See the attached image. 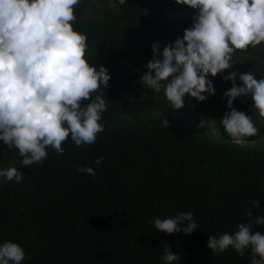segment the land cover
<instances>
[{
    "label": "trees",
    "instance_id": "1",
    "mask_svg": "<svg viewBox=\"0 0 264 264\" xmlns=\"http://www.w3.org/2000/svg\"><path fill=\"white\" fill-rule=\"evenodd\" d=\"M184 8L176 0H80L75 7L73 27L87 35L86 58L111 76L105 130L83 147L69 137L62 155L49 147L47 158L28 168L0 141V170L24 174L20 183L0 177V243L22 246L21 264H165L164 245L180 255L174 264H251L250 250L214 256L206 246L209 235L249 222V211L253 230L264 234V225L254 223L264 217V123L254 118L251 97L233 106L253 117L259 134L236 144L219 121L230 111L224 93L232 81L223 78L229 71L209 77L214 96L186 99L181 111L139 82L153 45L159 43L162 58L164 46L192 27L170 16ZM261 50L264 43L241 50L242 74L264 79ZM236 84L243 86L238 78ZM80 166L93 167L96 176L81 174ZM189 211L197 224L191 235H167L152 223Z\"/></svg>",
    "mask_w": 264,
    "mask_h": 264
},
{
    "label": "clouds",
    "instance_id": "2",
    "mask_svg": "<svg viewBox=\"0 0 264 264\" xmlns=\"http://www.w3.org/2000/svg\"><path fill=\"white\" fill-rule=\"evenodd\" d=\"M125 5L126 0H118ZM195 10L192 27L183 38L164 46L153 45V59L145 67L140 83L165 95L174 111L186 107V99L204 102L216 94L209 77H217L235 65L233 54L264 43V0H176ZM80 0H0V141L16 150L25 168L43 162L52 148L64 153L62 144L71 137L77 147L92 145L104 132V98L111 76L106 67L89 63L87 35L74 30L75 7ZM187 8V9H189ZM232 81L225 91L226 112L220 121L228 138L236 144L256 137L259 129L253 117L237 110V98L251 97L258 116L264 119V79L252 71H232L224 76ZM237 78L243 86L236 84ZM103 90V91H102ZM93 93H97L93 98ZM84 101H89L83 105ZM245 102H247L245 100ZM215 124V119H210ZM168 127L167 119L164 121ZM203 126V125H202ZM103 157L95 164L100 165ZM81 174L96 176L90 166H80ZM23 173L15 167L0 170V177L20 183ZM259 207V201L252 202ZM247 223L234 233L208 236L207 248L215 255L234 250L243 256L251 252V264H264V234L253 230L252 212ZM157 231L191 235L197 229L193 213L156 217ZM255 224L264 225V217ZM26 259L22 246L0 243V264H21ZM31 259V257H27ZM178 253L164 245L165 264L180 260Z\"/></svg>",
    "mask_w": 264,
    "mask_h": 264
},
{
    "label": "rangeland",
    "instance_id": "3",
    "mask_svg": "<svg viewBox=\"0 0 264 264\" xmlns=\"http://www.w3.org/2000/svg\"><path fill=\"white\" fill-rule=\"evenodd\" d=\"M197 15V12L192 10V9H187V8H184L182 10H179L177 15L176 14H173L171 13L170 16L171 17H174V18H178V20L182 19V18H187L191 21V24L190 26L193 25V20L195 18V16ZM244 55V52L241 51V50H237L234 54H233V62H234V66L232 69L228 70L230 73L232 71H238L239 73H242L244 71V67L242 66V57ZM258 61H259V64H260V67L263 69L264 71V51H260L258 52ZM256 120L263 124L264 123V119H261L259 116H258V113L257 111L255 112V117Z\"/></svg>",
    "mask_w": 264,
    "mask_h": 264
}]
</instances>
